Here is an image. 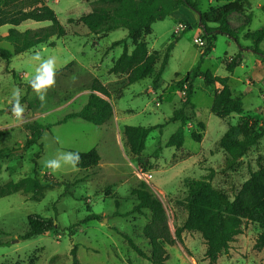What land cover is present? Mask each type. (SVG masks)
I'll list each match as a JSON object with an SVG mask.
<instances>
[{
  "label": "rangeland",
  "instance_id": "1",
  "mask_svg": "<svg viewBox=\"0 0 264 264\" xmlns=\"http://www.w3.org/2000/svg\"><path fill=\"white\" fill-rule=\"evenodd\" d=\"M45 1L65 27L66 36L53 38L50 42L55 44L54 47H37L14 56L9 63L0 58V150H15L9 159L0 162V186L33 177L35 171L42 183L53 180L65 185L48 189L37 199L32 194L20 193L0 199V242H10L0 247V264H73L74 249L77 264H150L112 230L117 228L128 234L149 254L150 245L143 230L149 223L150 213L144 211L128 217L113 215L116 212L124 215L134 207L136 202L131 192L141 183H145L163 203L172 232L185 220L181 206L186 193L185 180L213 175L212 184L233 199L250 174L264 167V138L232 171L224 170L225 154L219 141L229 126L236 125L243 117L264 128V64L250 50L252 42L245 37L240 36V44H237L227 36L212 35L214 48L210 54L203 55L202 71L228 77L233 97L242 100L244 113L227 119L214 116L211 108L219 86L197 79L192 98L195 110H186L185 143L180 150L168 148L170 138L181 126L180 122H169L184 98L176 84L192 71L208 46L200 29L199 14L182 7L152 26L149 36L144 39L149 53L158 58L156 72L171 46L162 80L157 86L153 84V77L128 86L125 76L109 74L125 44L112 46L127 40L128 32L121 29L107 35H91L79 19L91 12L96 0ZM234 1L200 0L199 10L208 13ZM261 6H264V0H252L246 15L234 14L229 18L231 27L238 29L248 24L251 17L247 30H259L264 25ZM47 26L48 23L28 22L16 29L26 31ZM11 28H0V49L12 52V47L1 41ZM196 39H202L206 44L201 47L195 44ZM126 46L131 52L133 41L127 40ZM260 49L264 53V42ZM37 52L43 59L54 58L56 72L61 71L55 76V87L47 91L44 102L28 86L42 62L32 58ZM239 54L241 61L234 73L229 74L226 65ZM95 79L111 92L109 102L114 107L113 118L103 127L81 120L57 125L68 114L78 112L86 105ZM17 88L21 90V104L25 106L22 120H17L11 111L12 94ZM33 122L52 127L44 131L38 145L27 148L25 142L31 136ZM200 123L203 128L199 127ZM157 125L165 127L149 135L146 149L140 156L132 155L124 128ZM193 133L201 136L200 143L192 139ZM93 149L100 154L101 162L88 172L71 165H63L53 172L45 166L47 160L56 159L61 153H88ZM147 175L152 179L145 182ZM114 198L120 200L119 208H116ZM33 214L53 219L57 229L30 241H21L19 237L26 231L28 217ZM92 214L102 219L74 227ZM71 231L75 232L72 236ZM259 232L257 225L246 224L243 234L217 264H264V249H255ZM183 238V245L176 243L167 247L169 259L166 264H209L202 237L184 233Z\"/></svg>",
  "mask_w": 264,
  "mask_h": 264
},
{
  "label": "trees",
  "instance_id": "2",
  "mask_svg": "<svg viewBox=\"0 0 264 264\" xmlns=\"http://www.w3.org/2000/svg\"><path fill=\"white\" fill-rule=\"evenodd\" d=\"M252 0H236L223 6H218L208 13H201L199 10L200 0H96L92 3L91 12L79 19L89 33L94 36L107 35L117 30L128 32L127 40L133 41V50L128 51L127 40L116 42L112 47L125 44L122 55L114 62L109 71L113 76H125L127 85L132 86L153 77V84L157 86L161 80L168 63L167 49L158 72H156L157 56L150 54L147 41L152 26L160 21L166 20L174 12L182 7L191 9L199 14L200 29L204 39L207 41V48L202 54L197 65L187 73V75L177 82V88L184 94L181 107L172 113L169 122H180L181 126L170 138L167 147L180 150L185 143L184 127L187 119L186 110H195L192 102L194 96V83L197 79L214 83L219 86L213 97L211 112L219 119H227L231 115H242L244 105L241 99L233 97L229 86V78L215 76L211 71H202L204 64L203 55L210 54L214 48L211 44L212 35L227 36L240 44L241 38L250 40L252 47L250 50L259 56L264 64V53L260 46L264 42V25L257 31L251 32L248 25L251 23L249 17L248 24L233 29L229 18L234 14L246 15L251 7ZM264 14V6L260 7ZM33 23H48L49 26L39 29H27L19 31L16 28L21 25ZM4 26L12 27L8 34L1 38L12 47V52L0 49V58L9 63L14 56L26 54L37 47L55 44L50 41L61 39L66 36V29L58 19V16L51 9L45 0H0V28ZM190 25H188L189 28ZM241 54L232 58L226 65L229 74H233L235 68L241 61ZM60 72H56L59 75ZM55 75V76H56ZM29 88L30 85L28 84ZM91 94L86 105L78 112L68 114L60 120L57 125H62L71 120H81L96 127L105 126L114 116V107L109 102L111 92L99 80L95 79L90 86ZM52 126H43L38 122L30 125L31 136L25 142V147L38 145L43 138L44 131ZM165 125L152 127H132L124 128V136L128 143L130 152L134 156H140L146 149V142L149 135L156 130H161ZM203 128V124H199ZM264 138V128H259L257 122L243 117L236 124L229 126L225 134L219 141V147L225 154L224 170H234L240 161L248 153L259 145ZM192 139L200 143L201 136L192 134ZM15 150H0V162L9 159ZM79 153L81 162L76 169L88 172L99 166L101 156L96 149L88 153ZM160 148L156 151L157 158ZM37 157V156H36ZM39 156L37 157V159ZM213 175L200 179H188L184 181L186 189L185 197L181 201V206L185 212V220L182 225L172 232L167 211L161 200L152 194L145 183L131 192L135 199L134 207L122 215L116 212L113 216L128 217L132 214H142L144 211L150 213L149 223L143 230L145 239L150 245V252L146 254L126 233L117 228H112L114 233L122 237L129 248L139 257L147 260L150 264H166L169 259L167 247H172L176 243L184 244V233L199 234L206 246L205 258L209 264H217L219 258L228 253L230 246L240 235L243 234L246 224H255L260 228L255 249H264V167L250 174L249 179L241 186V189L233 196V199L225 195L221 190L212 184ZM65 185L60 182L47 181L42 183L35 171L33 177L24 178L18 182H9L0 186V199L10 197L15 194L32 196L37 199L46 190L56 186ZM116 208L121 206L119 199H115ZM102 218L97 214L86 217L81 222L74 225L75 228L87 224L90 221H100ZM55 221L51 218H44L41 215L33 214L28 217L27 229L21 241H30L35 238L45 236L56 231ZM71 231V236L74 235ZM3 234H5L3 232ZM10 242H0V247L8 245ZM73 264H77L75 249L72 251Z\"/></svg>",
  "mask_w": 264,
  "mask_h": 264
},
{
  "label": "clouds",
  "instance_id": "3",
  "mask_svg": "<svg viewBox=\"0 0 264 264\" xmlns=\"http://www.w3.org/2000/svg\"><path fill=\"white\" fill-rule=\"evenodd\" d=\"M32 58L42 62L36 69V74L28 83L41 102H44L47 91L55 87L56 84V61L54 58L43 59L40 52H37ZM12 99L13 104L11 111L17 120H22L25 106L21 104V90L19 88L14 90ZM80 162L81 157L79 153L66 152L61 153L56 159L47 160L45 166L53 172H56L60 170L63 165H71V167L76 168Z\"/></svg>",
  "mask_w": 264,
  "mask_h": 264
},
{
  "label": "built area",
  "instance_id": "4",
  "mask_svg": "<svg viewBox=\"0 0 264 264\" xmlns=\"http://www.w3.org/2000/svg\"><path fill=\"white\" fill-rule=\"evenodd\" d=\"M195 44L203 47L206 44V42L204 40H202V39H196L195 40ZM151 179H152V176L151 175H147L145 177V182H148V180H151Z\"/></svg>",
  "mask_w": 264,
  "mask_h": 264
},
{
  "label": "crops",
  "instance_id": "5",
  "mask_svg": "<svg viewBox=\"0 0 264 264\" xmlns=\"http://www.w3.org/2000/svg\"><path fill=\"white\" fill-rule=\"evenodd\" d=\"M179 11H180V9H179L178 11L174 12L173 14H175V13H177V12H179ZM173 14H172V15H173ZM185 21H187V20H185ZM199 32H200V31H199ZM259 64L261 65V63H260V62H259Z\"/></svg>",
  "mask_w": 264,
  "mask_h": 264
}]
</instances>
